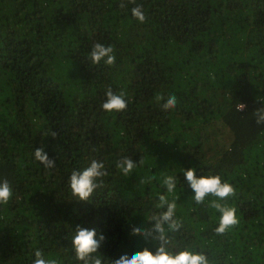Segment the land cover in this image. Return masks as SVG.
Wrapping results in <instances>:
<instances>
[{
    "label": "trees",
    "instance_id": "trees-1",
    "mask_svg": "<svg viewBox=\"0 0 264 264\" xmlns=\"http://www.w3.org/2000/svg\"><path fill=\"white\" fill-rule=\"evenodd\" d=\"M136 5L144 23L132 16ZM97 42L113 48L114 65L91 63ZM109 87L125 94L122 112L102 109ZM173 94L176 107L162 110L157 96ZM260 107L264 0H0V182L13 193L0 204V264H33L36 250L83 264L71 242L77 225L105 236L94 254L102 264L146 247L155 253L157 234L145 239L133 228L152 229L161 194L176 200L182 222L169 233V251H202L210 264H264ZM41 147L53 168L35 158ZM124 157L144 163L125 177L116 167ZM93 160L108 174L78 201L69 177ZM189 168L235 187L222 203L239 224L224 235L208 207L215 197L192 199ZM165 175L177 178L172 194Z\"/></svg>",
    "mask_w": 264,
    "mask_h": 264
},
{
    "label": "clouds",
    "instance_id": "clouds-1",
    "mask_svg": "<svg viewBox=\"0 0 264 264\" xmlns=\"http://www.w3.org/2000/svg\"><path fill=\"white\" fill-rule=\"evenodd\" d=\"M129 3L135 5L136 0H128ZM120 7H126L124 3ZM131 13L134 19L140 23H144L147 19L143 6L136 5L132 7ZM89 59L92 64L97 65L101 61L105 65L111 66L115 64V56L111 46H105L101 43H95L92 47ZM106 100L101 107L106 112H122L127 108V101L124 99V93L116 94L109 87L105 93ZM157 101L164 100L161 104L162 110H169L176 107L177 97L173 94L165 100L163 96H157ZM242 105L239 110H242ZM257 124H264V107L256 109L253 113ZM51 136L55 137L53 132ZM35 158L43 164L45 168H53L55 161L43 151V148L35 149ZM143 159L139 161L131 157H124L116 164L117 169L127 177L130 176L138 165H143ZM108 173L105 170L103 162L93 160L89 166L82 171L73 170L69 177V187L71 194L78 201H86L92 196L94 191L99 188L102 183V177ZM184 177L188 182L190 188L194 191L192 199L196 204H203L208 197H215L208 203V207L215 209L219 214V222L215 227L214 232L217 235H224L229 229L239 224V219L236 215V210L228 206L227 201L229 197L236 195L235 187L223 181L219 175H201L197 176L194 168H189L183 171ZM176 177L173 175H165L162 179V186L166 189V193L172 194L176 189ZM152 177L142 183L151 182ZM13 193L9 182L5 179L0 182V204H8ZM159 203L156 205L159 209H164L161 212L153 213L150 217L155 221L152 229L147 232H142L139 227L133 228V233L143 235L145 239L153 232L157 235L153 236L156 242V251L153 253L149 248H144L143 251L137 252L129 258L127 255H122L119 259L113 261V264H210L207 255L202 251H191L187 248L178 251H169L168 245L171 240L169 233H177L181 227L182 222L176 218V200H169L168 196L161 194L158 197ZM166 206V207H165ZM166 226V227H165ZM97 232L95 229L82 228L79 225L76 227L75 235L71 238L72 248L74 249L75 259L82 261L83 264H102V260L94 255L98 252L101 242L105 240V236L101 233L97 239ZM33 264H58L55 259H45L40 250L35 251Z\"/></svg>",
    "mask_w": 264,
    "mask_h": 264
},
{
    "label": "built area",
    "instance_id": "built-area-1",
    "mask_svg": "<svg viewBox=\"0 0 264 264\" xmlns=\"http://www.w3.org/2000/svg\"><path fill=\"white\" fill-rule=\"evenodd\" d=\"M241 107V106H240Z\"/></svg>",
    "mask_w": 264,
    "mask_h": 264
}]
</instances>
